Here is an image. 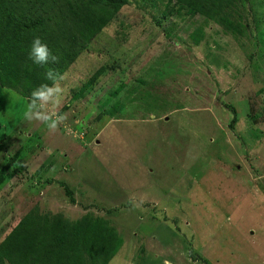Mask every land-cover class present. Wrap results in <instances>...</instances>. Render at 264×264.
<instances>
[{"label": "rangeland", "instance_id": "obj_1", "mask_svg": "<svg viewBox=\"0 0 264 264\" xmlns=\"http://www.w3.org/2000/svg\"><path fill=\"white\" fill-rule=\"evenodd\" d=\"M166 4L130 0L67 61L55 131L25 119L38 85L0 87V239L35 210L117 231L108 264H264V1L168 35Z\"/></svg>", "mask_w": 264, "mask_h": 264}, {"label": "trees", "instance_id": "obj_2", "mask_svg": "<svg viewBox=\"0 0 264 264\" xmlns=\"http://www.w3.org/2000/svg\"><path fill=\"white\" fill-rule=\"evenodd\" d=\"M233 2L167 0L164 12L157 14V21L162 17L170 21L165 35L170 34L174 19L181 14H200L225 22ZM128 4L130 0H0V87H12L23 81L38 86L51 85L52 81L45 79V73L52 69L62 77L67 61H73L85 50L90 38ZM196 30L183 42H199L204 36H198ZM261 31H264V25L260 34ZM36 36L48 45L52 54L59 58L58 62L41 66L29 58ZM203 40L206 59L212 64L220 63V57L209 47L208 39ZM172 54L163 57L175 68L176 56ZM229 107L234 120L236 111L232 105ZM4 175L5 169L0 171V177ZM64 191L74 203L73 190L64 186ZM33 211L0 239V264H108L122 245L123 238L105 224L80 220L75 225H68L58 216Z\"/></svg>", "mask_w": 264, "mask_h": 264}, {"label": "clouds", "instance_id": "obj_3", "mask_svg": "<svg viewBox=\"0 0 264 264\" xmlns=\"http://www.w3.org/2000/svg\"><path fill=\"white\" fill-rule=\"evenodd\" d=\"M29 58L35 64L41 66L49 62L56 63L59 59L56 55L52 54L48 45L39 36L34 37L32 41ZM62 78L52 69H49L45 73V79L52 81V84L44 83L33 89L25 112V119L27 121L42 122L50 131H55L59 124L63 122L66 117L57 112L64 91L59 83Z\"/></svg>", "mask_w": 264, "mask_h": 264}]
</instances>
